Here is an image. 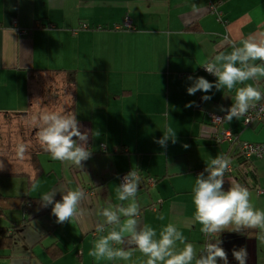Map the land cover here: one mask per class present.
<instances>
[{"label": "crops", "instance_id": "crops-1", "mask_svg": "<svg viewBox=\"0 0 264 264\" xmlns=\"http://www.w3.org/2000/svg\"><path fill=\"white\" fill-rule=\"evenodd\" d=\"M260 30L264 0H0V114H25L33 78H45L59 85L69 108L73 101L81 131L89 130L92 152L82 171L49 155L39 159L38 175L28 166L18 175L0 176V229L5 232L0 264H142L146 258L139 251L131 261H95L88 255L100 235L97 210L108 199L121 203L116 188L130 170L141 178L140 226L159 232L175 223L198 249L205 239L194 220L193 186L212 158L229 153L234 172L224 176L225 190L239 182L264 209V157L246 167L237 145L214 142L216 129L207 118L221 112L220 105L230 107L235 92L214 88L208 93L212 99L202 101L205 93L186 91L189 76L215 81L201 67L208 58L230 52V42L238 44ZM71 73L73 90L67 83ZM259 84L264 91V78ZM189 102L195 104L187 107ZM167 127L176 132V142L161 147L156 141ZM222 128L238 141L264 143V121L244 127L234 118ZM33 176L41 185L35 192ZM76 187L87 194L81 203L85 216L59 224L51 205L40 206V196ZM60 199L58 192L55 200ZM258 233L233 232L230 226L218 234L229 264H238L231 250L243 245L248 264H264Z\"/></svg>", "mask_w": 264, "mask_h": 264}, {"label": "clouds", "instance_id": "clouds-1", "mask_svg": "<svg viewBox=\"0 0 264 264\" xmlns=\"http://www.w3.org/2000/svg\"><path fill=\"white\" fill-rule=\"evenodd\" d=\"M230 44V52H220L201 65L216 78L214 82L203 76L188 77L192 83L186 89L187 94L195 95L197 91H201L205 93L201 97L202 101L212 99V95L208 93L214 88L217 91L223 88L226 93L235 92L234 103L229 108L219 106V110L226 114L223 117L212 115L214 122H231L234 118L238 120L264 100V91L259 84L260 79L264 78V30L249 34L240 39L238 44ZM194 104L195 102H189L186 106L192 107ZM29 122L38 129L39 142L53 160L81 171L84 169L82 162L92 155L88 147L89 130L81 131L83 126L74 111L63 108L43 109L32 115ZM169 140L176 142V132L172 127H167L162 138L156 142L161 147H166ZM29 147L27 143H18L15 147L16 157L24 160ZM231 162L229 156L217 155L195 178L194 220L202 225L200 231L208 237L199 249L188 241L175 223H167L159 232L149 224L140 226L138 218L141 204L137 194L141 178L137 171L130 170L116 188V198L121 203L114 204L108 199L105 206L97 210L99 220L95 231L100 235L93 240V247L88 255L95 261H131L134 253L139 251L146 258L142 264H229L228 252L222 246L224 241L218 234L230 226L233 232L259 229L258 238L264 240V209L253 204L249 188L235 181L227 190L224 188V176ZM4 168L5 164L0 160V171ZM40 187V182L33 176L32 191H38ZM58 192L61 199L55 200ZM85 199L87 194L82 187L66 190L53 188L41 194L40 206L51 205V213L59 224L66 221L80 222L85 216V210L81 207ZM158 219L163 221L165 217L161 214ZM231 255L238 264H248L247 245L234 246Z\"/></svg>", "mask_w": 264, "mask_h": 264}, {"label": "rangeland", "instance_id": "rangeland-1", "mask_svg": "<svg viewBox=\"0 0 264 264\" xmlns=\"http://www.w3.org/2000/svg\"><path fill=\"white\" fill-rule=\"evenodd\" d=\"M57 83H50L45 78H33V93L31 107L23 115L5 116L0 114V160L5 164L1 174L21 173L30 164L29 154L42 147L37 137L38 129L29 122L32 115L38 114L43 109L68 110L69 102L66 101L58 90ZM29 144V150L24 160H19L15 155V147L18 143ZM49 155H40L41 162ZM29 164V165H28ZM29 169V168H28Z\"/></svg>", "mask_w": 264, "mask_h": 264}, {"label": "built area", "instance_id": "built-area-1", "mask_svg": "<svg viewBox=\"0 0 264 264\" xmlns=\"http://www.w3.org/2000/svg\"><path fill=\"white\" fill-rule=\"evenodd\" d=\"M212 9L214 10V8H212ZM218 21L221 22L220 17H218ZM124 28H126V29L131 28L130 22L128 20H126L124 22ZM117 29H119V28H117ZM22 33H24V32L22 31ZM203 72L210 77H214L213 75H210L209 73H207L204 68H203ZM227 108H229V107H226V109ZM213 114H215L216 116H219V117H223L226 113L222 112V111L218 112V113H207V118H208L209 124L214 129H216V133L213 136L214 142L216 144L230 143V144L237 145V147H239V149H240L241 156L245 160L244 164H246V167H250L252 160L261 159L264 157V143L256 144V143H248V142L238 141L235 138V136H233L231 134V132L229 130L222 128L223 124L226 121L214 122L212 119ZM240 119L242 120V124L244 127H249L254 122L264 121V100L258 102L255 108L250 109L249 112L245 116L240 117ZM103 148L104 147H102V149ZM225 155L230 157L229 153H227ZM233 172H234V170H233V166H232V162H231L229 170L225 173V176L232 175ZM124 175L125 174L120 176V183L122 182ZM149 183H150V185H153L154 182L152 180H149ZM257 193L263 194V192L261 190H258ZM152 210H156V209L152 208ZM203 237L205 239L204 240V243H205L206 240L208 239V237H206L204 234H203ZM204 243H203V245H204Z\"/></svg>", "mask_w": 264, "mask_h": 264}, {"label": "trees", "instance_id": "trees-1", "mask_svg": "<svg viewBox=\"0 0 264 264\" xmlns=\"http://www.w3.org/2000/svg\"><path fill=\"white\" fill-rule=\"evenodd\" d=\"M54 73H60V71H55ZM74 81H75V76L73 73L69 74L68 75V80H67V83L70 87V90H73V86H74ZM73 95V93H72ZM63 96V95H62ZM64 97V96H63ZM74 98V97H73ZM69 102V101H68ZM71 106L70 108H68V111H73V101H71ZM5 116H11V115H14V114H4ZM17 115H23V114H15V116ZM40 155H50L49 153H47L46 151H44L43 147H39L36 151H34L33 153L29 154V157H30V161L28 160L29 162V166L32 167V169L35 171V173L38 175L40 173V165H39V156ZM19 173H7V174H1L0 173V176H6V177H12V176H15V175H18ZM5 237V232L3 229H0V238H4ZM1 242V240H0Z\"/></svg>", "mask_w": 264, "mask_h": 264}]
</instances>
